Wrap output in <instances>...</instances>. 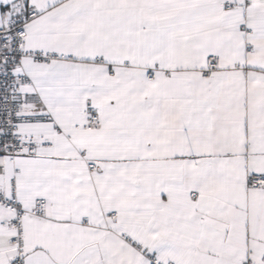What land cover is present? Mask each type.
Instances as JSON below:
<instances>
[{
	"label": "snow or ice",
	"instance_id": "1",
	"mask_svg": "<svg viewBox=\"0 0 264 264\" xmlns=\"http://www.w3.org/2000/svg\"><path fill=\"white\" fill-rule=\"evenodd\" d=\"M0 264H264V0H0Z\"/></svg>",
	"mask_w": 264,
	"mask_h": 264
}]
</instances>
